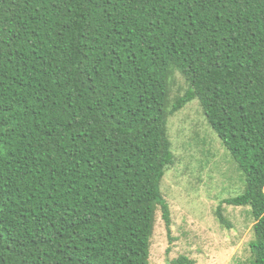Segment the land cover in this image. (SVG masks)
<instances>
[{"label": "trees", "instance_id": "1", "mask_svg": "<svg viewBox=\"0 0 264 264\" xmlns=\"http://www.w3.org/2000/svg\"><path fill=\"white\" fill-rule=\"evenodd\" d=\"M192 101L264 264V0H0V264H149L168 120Z\"/></svg>", "mask_w": 264, "mask_h": 264}, {"label": "rangeland", "instance_id": "2", "mask_svg": "<svg viewBox=\"0 0 264 264\" xmlns=\"http://www.w3.org/2000/svg\"><path fill=\"white\" fill-rule=\"evenodd\" d=\"M175 81L174 91L182 93L186 84L178 73ZM167 126L175 160L165 171L161 191L170 210L171 233L168 237L158 211L149 264H172L181 256L194 264H248L254 223L249 208L223 202L243 190L234 161L197 101L172 116ZM219 205L230 228L215 216Z\"/></svg>", "mask_w": 264, "mask_h": 264}]
</instances>
